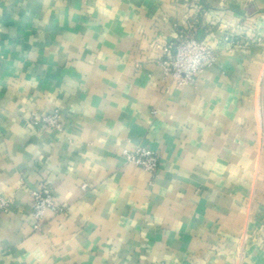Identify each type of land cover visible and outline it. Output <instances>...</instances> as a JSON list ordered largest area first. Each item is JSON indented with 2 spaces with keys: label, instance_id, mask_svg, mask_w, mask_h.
<instances>
[{
  "label": "crops",
  "instance_id": "crops-1",
  "mask_svg": "<svg viewBox=\"0 0 264 264\" xmlns=\"http://www.w3.org/2000/svg\"><path fill=\"white\" fill-rule=\"evenodd\" d=\"M181 32L217 56L177 86ZM0 191V264H264V0H0Z\"/></svg>",
  "mask_w": 264,
  "mask_h": 264
},
{
  "label": "built area",
  "instance_id": "built-area-1",
  "mask_svg": "<svg viewBox=\"0 0 264 264\" xmlns=\"http://www.w3.org/2000/svg\"><path fill=\"white\" fill-rule=\"evenodd\" d=\"M176 38L177 43L174 51L163 49L162 55L157 58L156 63L161 67L163 74L170 76L177 86L191 84L206 68L214 64L217 52L208 42L189 34L181 32L177 34ZM222 40L229 48L237 45L229 34H223ZM28 122L37 128L45 127L54 132L61 130V118L58 111L43 115L33 112ZM121 155L126 162L142 168L151 176L158 168V155L149 148L140 146L132 149L125 148ZM84 187L85 184H82V188ZM30 195V214L34 230H39L42 227L43 214L46 210L53 213L64 211L63 206L55 201L49 184H42L31 189ZM10 203V198L3 196L0 191V213L8 211Z\"/></svg>",
  "mask_w": 264,
  "mask_h": 264
}]
</instances>
